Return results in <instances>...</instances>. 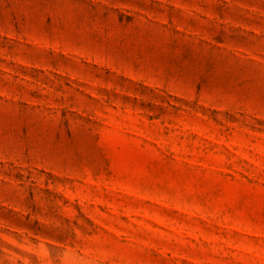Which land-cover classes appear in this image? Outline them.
Instances as JSON below:
<instances>
[{
    "label": "rangeland",
    "instance_id": "374dc122",
    "mask_svg": "<svg viewBox=\"0 0 264 264\" xmlns=\"http://www.w3.org/2000/svg\"><path fill=\"white\" fill-rule=\"evenodd\" d=\"M0 264H264V0H0Z\"/></svg>",
    "mask_w": 264,
    "mask_h": 264
}]
</instances>
